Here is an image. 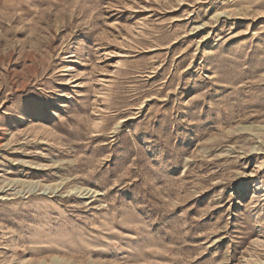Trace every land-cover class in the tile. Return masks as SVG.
Returning <instances> with one entry per match:
<instances>
[{
    "label": "rangeland",
    "instance_id": "rangeland-1",
    "mask_svg": "<svg viewBox=\"0 0 264 264\" xmlns=\"http://www.w3.org/2000/svg\"><path fill=\"white\" fill-rule=\"evenodd\" d=\"M0 264H264V0H0Z\"/></svg>",
    "mask_w": 264,
    "mask_h": 264
}]
</instances>
